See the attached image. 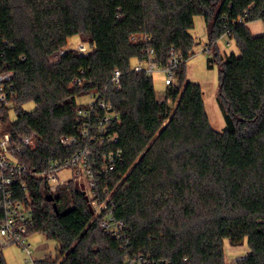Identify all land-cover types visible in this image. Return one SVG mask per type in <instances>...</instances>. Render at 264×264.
Instances as JSON below:
<instances>
[{
    "label": "trees",
    "instance_id": "16d2710c",
    "mask_svg": "<svg viewBox=\"0 0 264 264\" xmlns=\"http://www.w3.org/2000/svg\"><path fill=\"white\" fill-rule=\"evenodd\" d=\"M197 15L213 46L208 62H218L221 130L210 122L201 84L187 78ZM257 19H264V0H0V71H13L15 92L0 110V134L35 131L34 145L18 154L28 172L14 187L22 197L24 182L31 198L28 234L60 243L58 264H226L224 239L249 247L235 264H264V34L247 26ZM226 30L238 54L220 52L216 42ZM75 34L89 44L86 54L67 48ZM149 48L162 66L172 51L181 55L176 83L162 99L152 74L134 69ZM115 69L119 87L111 82ZM92 90L116 112L102 135L116 133V141L101 143L97 135L91 146L98 167L104 154L121 152L101 178L113 189L122 239L102 230L100 214L73 184L46 199L43 173L81 145H63L60 137L80 132L78 98ZM27 101L34 109L22 108ZM94 114L97 125L104 109Z\"/></svg>",
    "mask_w": 264,
    "mask_h": 264
},
{
    "label": "built area",
    "instance_id": "2783aa9c",
    "mask_svg": "<svg viewBox=\"0 0 264 264\" xmlns=\"http://www.w3.org/2000/svg\"><path fill=\"white\" fill-rule=\"evenodd\" d=\"M264 25V19H261ZM232 37L231 31L226 30L220 38L227 40ZM145 39L149 37L144 36ZM208 49V48H207ZM80 53L86 54L88 50L84 44L78 46ZM64 52L59 49L53 57L59 58ZM181 55L172 51L168 61L165 65H159L154 60V50L149 48L147 50V57L144 61L138 62L134 65L135 70H144L149 74L159 70L166 73L165 84L172 85L176 83L175 68L179 65ZM120 70L113 71L111 82L120 86ZM13 71H0V110L12 104L15 97L14 85L12 82ZM79 82L78 79H76ZM90 97L94 99L89 103L81 104L77 109V120L81 121L80 132L71 136H61L60 142L66 146H77L69 156L52 160L48 163L45 172L43 173L45 182L48 186L49 193L53 194L60 187L73 184L74 188L81 191L86 197L87 203L93 208L96 214H100V227L106 233H110L117 239L126 238L124 229V222L114 216L113 201L108 186L103 184L102 175L115 166L116 160L121 158L119 149L116 151H109L103 155L104 163L97 166L93 156V141H96V136L101 135L99 141L114 142L117 134L104 138L102 135L107 131L108 124L113 117H116V112L112 110L109 102H106L102 91H90ZM97 108L104 109V115L97 117V125H93V114L97 113ZM94 114V115H95ZM96 135H93V132ZM35 131L28 134H12L5 132L0 134V211L2 217L0 218V233L4 239L10 243H17L21 245L26 251L28 258L26 262L36 260L31 256V249L26 243L28 235V227L32 223L33 213L31 208V198L27 191V186L21 182L22 197L16 194L14 182L16 177L28 172L26 165L19 157V153L24 148H30L34 145ZM69 169L71 177L63 178L62 171ZM33 173V172H32ZM34 174H37L34 172ZM0 246L2 244L0 243ZM125 264H143L142 261L137 263L132 260H127Z\"/></svg>",
    "mask_w": 264,
    "mask_h": 264
},
{
    "label": "rangeland",
    "instance_id": "374dc122",
    "mask_svg": "<svg viewBox=\"0 0 264 264\" xmlns=\"http://www.w3.org/2000/svg\"><path fill=\"white\" fill-rule=\"evenodd\" d=\"M248 28L254 35L264 34V25L261 19L251 22ZM190 33L197 42L193 47V55L187 61V78L201 84L203 99L210 122L215 129L221 130L225 125V120L216 99L218 88V62L213 61L211 64L208 62V59L213 55V46L210 50L207 49L209 48L207 25L201 16H195L194 26L190 29ZM216 43L220 52L223 54H229L230 52L239 53L238 45L233 37H230L228 40L226 38H219ZM81 44H84L88 51L90 50L89 44L82 41L80 36L75 34L68 38L67 48L78 49V46ZM152 78L157 96L160 99L165 95L166 91V73L156 70L152 73ZM93 99L94 98L90 97L89 94H84L78 98V102L81 104L89 103ZM34 107V101H27L22 104L24 110H32ZM9 114L11 118L15 117L13 108L9 110ZM60 176L64 179L69 178L71 177V171L66 169L61 172ZM0 243L3 246L2 255L6 264H34L33 261L26 262L28 255L21 245L7 242L1 233ZM26 243L31 249V256L34 260L50 258L52 260L56 259L55 264L60 262L61 258H58V247L60 243L57 240L47 238L41 232H31L26 237ZM224 251L226 264H235L238 257L249 251V247L246 242L234 245L230 243L228 239H224Z\"/></svg>",
    "mask_w": 264,
    "mask_h": 264
},
{
    "label": "water",
    "instance_id": "95a60500",
    "mask_svg": "<svg viewBox=\"0 0 264 264\" xmlns=\"http://www.w3.org/2000/svg\"><path fill=\"white\" fill-rule=\"evenodd\" d=\"M46 199L49 200V201H53V200H54V196H53V194L48 193V194L46 195ZM52 205H53V208H54V210L56 211V213H58V207H57L56 202L54 201Z\"/></svg>",
    "mask_w": 264,
    "mask_h": 264
},
{
    "label": "crops",
    "instance_id": "0c3cea01",
    "mask_svg": "<svg viewBox=\"0 0 264 264\" xmlns=\"http://www.w3.org/2000/svg\"><path fill=\"white\" fill-rule=\"evenodd\" d=\"M257 20H260V19H257ZM254 21V20H253ZM253 21H249L248 23H247V26H249V24L251 23V22H253ZM251 31V30H250ZM164 97V96H163ZM162 97V98H163ZM162 98H160V99H162Z\"/></svg>",
    "mask_w": 264,
    "mask_h": 264
}]
</instances>
